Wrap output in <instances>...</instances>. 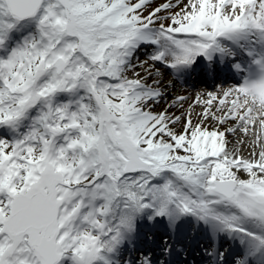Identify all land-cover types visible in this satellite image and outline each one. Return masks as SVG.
Here are the masks:
<instances>
[{"label": "snow or ice", "instance_id": "1", "mask_svg": "<svg viewBox=\"0 0 264 264\" xmlns=\"http://www.w3.org/2000/svg\"><path fill=\"white\" fill-rule=\"evenodd\" d=\"M0 264H264V0H0Z\"/></svg>", "mask_w": 264, "mask_h": 264}]
</instances>
